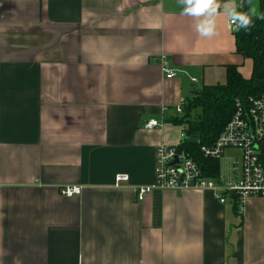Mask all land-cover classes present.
<instances>
[{"label":"crops","instance_id":"crops-1","mask_svg":"<svg viewBox=\"0 0 264 264\" xmlns=\"http://www.w3.org/2000/svg\"><path fill=\"white\" fill-rule=\"evenodd\" d=\"M217 3L208 38L179 0H0V264H264L263 199L239 215L210 190L133 191L153 182L157 146L180 141L182 99L227 65L251 75L238 1Z\"/></svg>","mask_w":264,"mask_h":264},{"label":"built area","instance_id":"built-area-1","mask_svg":"<svg viewBox=\"0 0 264 264\" xmlns=\"http://www.w3.org/2000/svg\"><path fill=\"white\" fill-rule=\"evenodd\" d=\"M237 1V5L229 13V25L233 33L239 24L235 9L242 3V0ZM159 61L165 77H172L175 72L169 67L165 56L162 55ZM191 81L195 82L196 79L191 78ZM184 100L176 105L175 116L182 115ZM160 125L161 120L157 118H149L143 124L149 129ZM184 130L177 144L160 143L157 146L154 180L149 184L133 186L137 200H142L153 190H210L219 202L230 201L239 215L244 212L245 200L248 197L264 200V90L255 96H249L245 101L236 99L229 120L214 142L200 146L204 157L218 160L225 148L241 150L239 159L228 160L225 174H219L217 177L206 175L193 157L180 148ZM127 180L128 174H115L113 185L120 187L121 183ZM81 190L82 186L76 184L59 187L60 193L67 196L78 195Z\"/></svg>","mask_w":264,"mask_h":264},{"label":"trees","instance_id":"trees-1","mask_svg":"<svg viewBox=\"0 0 264 264\" xmlns=\"http://www.w3.org/2000/svg\"><path fill=\"white\" fill-rule=\"evenodd\" d=\"M235 10L236 16L250 20L248 27L234 31L237 52L252 59L250 77L244 78L235 65H227L224 82L195 90L192 97L184 100L182 115L168 119L186 124L180 148L211 177L218 176L219 160L204 157L200 146L214 142L229 120L236 99L245 101L264 90V0H258L256 11H252V0H242Z\"/></svg>","mask_w":264,"mask_h":264},{"label":"clouds","instance_id":"clouds-1","mask_svg":"<svg viewBox=\"0 0 264 264\" xmlns=\"http://www.w3.org/2000/svg\"><path fill=\"white\" fill-rule=\"evenodd\" d=\"M184 5V13L197 19L196 31L201 37H213L216 35V25L213 17L219 7L217 0H179ZM238 27H248L250 20L236 16Z\"/></svg>","mask_w":264,"mask_h":264},{"label":"rangeland","instance_id":"rangeland-1","mask_svg":"<svg viewBox=\"0 0 264 264\" xmlns=\"http://www.w3.org/2000/svg\"><path fill=\"white\" fill-rule=\"evenodd\" d=\"M253 10H255V8H253ZM177 126H179V128H182V127L184 128L185 127V123L177 124ZM240 154H241V150L239 148H225L223 150V153H222L221 157L219 158L220 171L227 170V162H228V160H230L232 158L239 159L240 158Z\"/></svg>","mask_w":264,"mask_h":264}]
</instances>
